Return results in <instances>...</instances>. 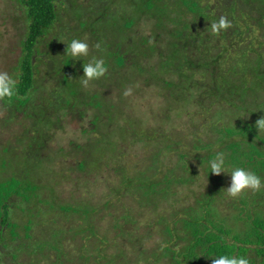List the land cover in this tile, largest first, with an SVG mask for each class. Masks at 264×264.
<instances>
[{
	"label": "trees",
	"instance_id": "1",
	"mask_svg": "<svg viewBox=\"0 0 264 264\" xmlns=\"http://www.w3.org/2000/svg\"><path fill=\"white\" fill-rule=\"evenodd\" d=\"M10 1L18 4L28 24L24 26L22 53L15 67L18 97L12 103L6 102L12 107V122L20 112L33 120L30 126L22 123L21 136L33 142L28 143L21 155L23 163L32 169L24 172L27 175L23 181L13 176L15 171L10 178L4 176L0 181V233L6 227L12 240L21 237V226L12 220L15 205L29 214V223L24 228L29 250L24 255L31 258L30 264H102L108 257L106 246L116 245L125 254L129 251L127 241L132 242V249L147 264H212L214 257L207 255L213 252L244 255L250 264H264V189L246 190L240 198L232 199L224 190L229 186L230 174L215 175L206 166L217 152H223L229 165L248 168L264 177V135L256 138L255 128L256 121L264 116V0ZM221 16L231 21V26L213 33L210 23ZM53 30L57 34L49 43L63 37L67 41L85 40L89 46L101 43L102 50L92 56L103 58L108 66L107 73L97 79L99 86H103L104 100L102 91L89 96L77 90L80 80L75 77L76 72V84L71 79L72 72L83 69V63L91 55L72 60L64 56L58 62L51 58L52 62L47 63L49 75L42 73L45 62L38 58V43ZM62 46L66 54L67 44ZM130 75H136L133 82L124 79L122 91H117L116 78ZM138 82L144 89L157 88L164 94L167 106L163 112L172 125L176 112L183 113L194 105L206 119L202 122L204 128L208 127L206 134L215 132L214 136L203 137L201 124L188 128L192 141L177 140L176 132L172 134L163 127L150 133L144 131L145 118L126 116V102L123 107L117 106L118 101L126 99L127 86L129 90ZM108 85L115 86L116 91L109 92ZM87 104L99 108L103 117L96 114L91 119L94 130H81L85 143L74 141L69 154L63 146L39 158L27 154L40 153L52 136L50 131L62 127L73 112L84 118L87 109L83 108ZM104 109L107 113H103ZM129 117H134V122ZM139 141L157 145L144 155L143 160L149 162L143 170L130 172V167L138 166L124 159L131 152L132 143ZM11 149L9 145L3 151ZM172 151L179 154L177 162L166 159ZM80 152L83 159L73 165L89 176L94 175V181L86 179L95 193L100 191L98 197H94L92 190L90 197L75 202L61 199L52 203L50 198L40 197L39 190L44 186L32 182L29 175L42 171L49 175L61 173L52 171L55 163ZM200 167H204L203 171ZM44 168L52 172L47 173ZM105 168L110 170L106 175ZM200 172H206L210 180L198 191L194 188L203 181L198 180ZM111 176L117 177L116 181H111ZM98 181L105 184L103 189ZM42 182L53 187L44 179ZM183 187L188 188L191 192L188 196L194 201L174 211L173 224L166 223L161 231L165 239L156 240L153 247H148L155 234L148 230L134 233L139 223L136 217H145L146 206L150 204L158 211V200L172 198ZM127 194L131 195L130 199ZM12 195L21 197L22 201L11 202ZM32 200L47 208L34 207L33 213ZM47 203L56 208L57 216L48 213ZM72 213L81 218L80 227L65 229L60 222H53L49 238L41 234L47 220L70 221ZM177 215L181 217L177 219ZM73 234L80 235L82 240L100 238L106 246L97 244L98 248L91 249L83 245L76 248L78 253H72L65 241ZM122 235L126 244L124 239L119 241ZM10 256L23 264L18 253L10 252ZM112 258L108 262L116 264L117 259Z\"/></svg>",
	"mask_w": 264,
	"mask_h": 264
},
{
	"label": "rangeland",
	"instance_id": "2",
	"mask_svg": "<svg viewBox=\"0 0 264 264\" xmlns=\"http://www.w3.org/2000/svg\"><path fill=\"white\" fill-rule=\"evenodd\" d=\"M12 1L10 0H0V71H6L10 75H15V67L18 65V59L22 53V40L25 39V27L26 24H28L24 16L22 14V11L18 4H11ZM56 30H53L47 37H45L41 43H38V48L40 50L38 58H41V61H44V65H42L44 75L47 76L49 73L47 72V63L52 62V59H56L58 62L61 59H64V56L66 55L64 52V46H62V42L60 40L67 41V38H61L56 43H49L52 39H54V36L56 35ZM56 37V36H55ZM112 43V42H109ZM99 44L101 47V43H93L89 46V55L92 56L93 54H99V50L101 51L102 48H97L96 45ZM93 45V46H92ZM92 46V48H90ZM53 47V49H52ZM48 53V54H47ZM52 55V56H51ZM52 58V59H51ZM73 70V68H71ZM77 73L75 77H77L80 80V77L83 75V69L82 68H76L74 72H72V81L76 84L74 79V73ZM59 77L62 78V72L58 73ZM136 78V75H130V76H122L120 79L116 78L117 80V91L121 92L123 88H121V85L127 83L133 82V80ZM142 81H143V77ZM140 78V79H141ZM126 80L123 82V80ZM93 80L91 81L87 87L83 86L80 82V87L76 88L81 92L82 94L88 93L89 96L93 94L94 92L102 91L101 98L104 100V92H103V86H99L100 81ZM136 81V80H135ZM54 84V83H53ZM143 84V83H142ZM52 88L50 87L49 90ZM106 89L111 91H116V87L113 85L106 86ZM47 90V91H49ZM128 90V86L124 92ZM131 93L130 96L126 95V99L124 101H118L117 106L120 105V107H123L124 103L126 102L125 111L124 114L126 116L135 115L136 117H143L146 119L144 128L146 132L149 131H159V127H163L166 129H170L171 133L176 132L177 140H183L189 141L192 139L191 133L188 131L191 130L195 125H200L203 130H201V135L203 137L212 138L214 136V133H207V128H204L202 126V122H206V119L202 116V114L198 111L197 107L194 105H190L186 108V110L181 112H176L174 115L175 122L174 125L165 117L164 112L166 110L167 103L164 98V94L160 93L157 88H145L138 82L137 84H133L131 87ZM109 96V95H107ZM85 97V96H84ZM117 99V98H116ZM104 103V102H103ZM121 103V104H119ZM105 108V107H104ZM83 109H87V114L84 116V118L78 113L73 112L72 115L67 116L64 123H62V127L55 128L54 132L53 130L50 131L51 138L49 139L48 143L44 145L40 151V153H27L30 156L35 157H41V154H50L47 153L51 149L58 151L60 146H63L66 150V153L69 154L72 152L74 147V141H78L81 143H85L84 138L81 137V130L84 128H87L89 130H94L95 126L91 124V119L96 114L102 113L98 112L99 108H96L93 105L87 104L86 107L84 106ZM103 113H107V110H103ZM164 111V112H163ZM163 112V113H162ZM199 113V114H198ZM172 115V112H170ZM19 116V117H18ZM16 117V119L12 122V107L10 104L6 102V100H0V181L6 176V178H10L13 174V172H17L13 174L14 177H16L19 180H24L27 174L24 175V172L29 169L31 170L32 167L30 165H25L23 163V158L21 159V155L28 145V143H33L31 139H23V129H22V123L28 124L29 126L33 123V120L28 119L24 112H20ZM202 116L203 118H200ZM129 120L134 122L135 118L129 117ZM55 121V120H54ZM139 122L136 119V124ZM97 131H101V128H98ZM53 133L54 136H53ZM86 139V138H85ZM87 141V140H86ZM192 141V140H191ZM192 143V142H191ZM127 144V143H126ZM134 146L130 147L131 152L128 153V156H125L124 162H129L130 164H133L136 162L137 166L136 168L130 167V172L135 169L138 173L139 170L144 168L146 162L143 160L144 155L149 154L150 148L153 150V146L157 145L152 142H150V145L148 142L139 141V143H132ZM11 151L4 153L3 149L5 147H9ZM14 147L16 148L15 150ZM193 147L191 146L190 149ZM57 154V153H52ZM84 155L82 152L78 153L76 156L70 155L67 157V159L58 160L57 163H55V169H49L44 168L47 173H51L52 171L60 170L61 173H53L51 175L46 174L43 172V168L41 165H38L39 169L42 172H39L38 174H31L29 177L32 179V182L35 181L36 183H41V185L44 186V188H41L39 192L41 193L42 198H50L51 202L53 203V200L63 201L65 202H75L81 199H85L87 197H90L89 192H94V197H98V193L100 191L98 190L97 193H95V188L91 185L90 182L87 181V177L91 178V181H94L92 178L93 176H89L88 173H86L83 170L76 169V167L73 165L77 160L83 159ZM167 161L177 162L179 159V154L177 152H170L166 156ZM169 159V160H168ZM6 163V166H5ZM9 165V166H8ZM204 167H200V171H203ZM21 169V170H19ZM52 170V171H51ZM143 170V169H142ZM110 170L105 168L104 174H108ZM60 174V175H59ZM56 175V176H55ZM135 175V174H133ZM117 177H110L111 181H116ZM46 180L48 185L53 187H46V184L42 182V180ZM102 179H99L101 181ZM198 180L202 181L201 185H197L194 189H197L198 191H201L203 188V184L209 183V178L203 172H200V175L198 177ZM41 181V182H40ZM98 181V184L100 185V189H103L105 184ZM223 187H225V183L221 182ZM88 185V186H87ZM88 187V188H85ZM90 187V188H89ZM54 188L55 190H53ZM85 188V190H83ZM192 189V187L190 186ZM191 192L188 190V188L183 187L181 191H179V194L169 197L168 199H161L158 200L159 208L158 211L153 207V205H148L147 212L144 210L145 217H136L139 220V223L137 227L134 228V233H143L146 230L151 231L154 235V239L149 240L148 247H153L156 243V240L161 241L165 239L164 235L161 233L162 228H164L166 223L173 224L174 221V211H179L182 208L179 209L182 205H184L186 202L190 203L193 202L194 199L189 196ZM53 195V196H52ZM189 195V196H188ZM128 199L131 198V195L127 194ZM97 199V198H96ZM11 202L22 201L21 197H17L16 195H12ZM24 202V201H23ZM22 202V203H23ZM51 203H47L48 206V213L53 216H57L58 212L56 211V208L50 207ZM138 206V202H135V207ZM15 210H12V220L17 222L21 228V237L17 238L16 240H12V236L9 234V229L5 227V231L3 233H0V264H19L18 261L13 260V258L10 256V252H16L20 256L18 258L19 261H22L23 264H30L31 258L28 256H25L24 253L27 255V250H29L28 247V241L29 239L25 238V233L27 232L24 230L25 225H27L29 222V214L24 213L20 211V209H17V206H15ZM33 213L36 212L34 207H38L41 209L42 207H45L44 205H41L40 203H37L36 201L32 200V206ZM117 209V206L115 207ZM172 212V213H171ZM79 215L77 213H72L71 217L72 220L65 221L62 220H47L45 224H48L42 228L43 232L41 234H44L46 238H49L51 232V226H54L53 222H60L61 226L65 229L70 227H80L82 221L81 218H77ZM181 215H177V219L180 218ZM162 219V221H159V219ZM101 223V222H100ZM241 223V222H239ZM242 224V223H241ZM110 225V224H109ZM180 225V224H179ZM1 227V226H0ZM132 227V225L130 226ZM179 227V226H178ZM40 234V235H41ZM70 237H74V239H70ZM69 239L65 241V244L68 246L69 250L72 253H78L76 248L80 246H85V248H98L99 244H102L103 246H106V244L102 241H100V238H89V239H83L80 235L69 236ZM102 238V237H101ZM123 240L126 244L125 237L119 236V241ZM24 243L26 245L24 246ZM107 243V242H106ZM98 244V245H97ZM110 245H114L111 243H108ZM25 248V249H24ZM127 248L128 252L123 254L121 250L115 245L113 246H106V249H104L105 253L107 254V259L103 260L102 264H115L112 262H108L112 259H117L116 264H121L122 262L124 264H147L145 261L140 260V255L134 249H132V242L127 241ZM92 249V248H91ZM24 250V251H23ZM139 255V256H138ZM112 256V257H111ZM50 259H55V254L50 255ZM129 262V263H128Z\"/></svg>",
	"mask_w": 264,
	"mask_h": 264
},
{
	"label": "clouds",
	"instance_id": "3",
	"mask_svg": "<svg viewBox=\"0 0 264 264\" xmlns=\"http://www.w3.org/2000/svg\"><path fill=\"white\" fill-rule=\"evenodd\" d=\"M231 26V21L226 17L221 16L218 20L210 23V29L213 33L226 30ZM60 40V39H59ZM66 42V55L72 59H80L89 56V44L82 39L72 38L70 41L60 40ZM100 47L99 44L96 45ZM83 75L80 77V82L87 87L88 84L96 79L103 77L107 71L108 66L103 58L92 56L87 63H83ZM18 78L10 75L6 71H0V100H6L12 103L18 97ZM131 89L125 92V95L130 93ZM255 128L258 135H264V116L260 117L256 123ZM207 168L210 173L220 175L221 173L230 174L229 186L224 189L226 195L232 199H238L246 190L260 191L264 189V177L257 175L256 172L241 166L229 165L226 155L223 152H217L214 158L207 161ZM208 257H214L212 264H250L249 259L244 255H235L231 252H213Z\"/></svg>",
	"mask_w": 264,
	"mask_h": 264
}]
</instances>
